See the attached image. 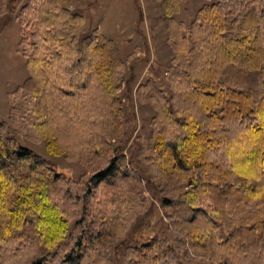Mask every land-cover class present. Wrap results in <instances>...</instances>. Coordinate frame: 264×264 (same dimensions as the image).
Instances as JSON below:
<instances>
[{
    "label": "trees",
    "instance_id": "1",
    "mask_svg": "<svg viewBox=\"0 0 264 264\" xmlns=\"http://www.w3.org/2000/svg\"><path fill=\"white\" fill-rule=\"evenodd\" d=\"M157 1L172 57L166 86L137 89L154 113L135 156L149 179L173 180L169 237L137 233L148 199L124 154L117 43L86 34L70 0H27L29 77L13 107L31 140L86 173L66 176L0 123V264H264V0H205L189 26L176 19L184 0Z\"/></svg>",
    "mask_w": 264,
    "mask_h": 264
},
{
    "label": "rangeland",
    "instance_id": "2",
    "mask_svg": "<svg viewBox=\"0 0 264 264\" xmlns=\"http://www.w3.org/2000/svg\"><path fill=\"white\" fill-rule=\"evenodd\" d=\"M27 0H20L12 10L11 0H0V123H6L11 135L41 156L66 176L78 178L86 173L79 163H73L63 156L50 154L44 141L30 139L26 128L27 109L13 107L14 92L24 86L28 79L25 59L19 52L21 27L17 20L18 9ZM74 10L85 19V33L98 28L108 38L115 40L126 61V78L119 90L126 104L129 118V137L125 141L124 154L130 163L138 168L144 177L148 199V212L137 222L139 235L169 237L172 228L164 207L165 195L162 181L167 186L173 183L169 178L159 180L148 178V173L136 159L138 145L151 131L153 110L137 101V89L152 78L166 86L165 73L172 57L167 42V18L157 0H70ZM205 0H184L182 10L176 19L186 26L191 24L196 11ZM27 90H24V94ZM23 99V98H18ZM30 133V132H29Z\"/></svg>",
    "mask_w": 264,
    "mask_h": 264
}]
</instances>
